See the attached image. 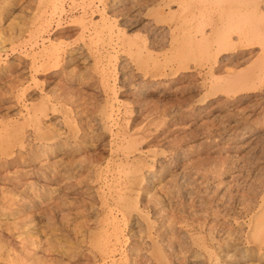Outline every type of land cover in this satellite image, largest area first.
<instances>
[{"label":"rangeland","instance_id":"rangeland-1","mask_svg":"<svg viewBox=\"0 0 264 264\" xmlns=\"http://www.w3.org/2000/svg\"><path fill=\"white\" fill-rule=\"evenodd\" d=\"M263 188L264 0H0V264H264Z\"/></svg>","mask_w":264,"mask_h":264},{"label":"bare ground","instance_id":"bare-ground-1","mask_svg":"<svg viewBox=\"0 0 264 264\" xmlns=\"http://www.w3.org/2000/svg\"><path fill=\"white\" fill-rule=\"evenodd\" d=\"M239 1H240V0H239ZM219 3H220V2H219ZM250 3H251V2H250ZM226 5H227V4H226ZM226 5H224V6H226ZM248 5H249V4H248ZM251 5H252V4H251ZM96 6H97V5H96ZM116 6H117L116 2L112 3V4L110 5V7H109V10H113ZM129 6H130V5H129ZM213 6H214V5H213ZM216 6H217V5H216ZM235 6H237V5L235 4ZM220 7H221V6H220ZM226 7H228V6H226ZM226 9H227V8H226ZM222 10H223V9L221 8V15H222ZM252 10H253V9H252ZM189 11H190V10H189ZM223 11H224V10H223ZM240 11H241V10H240ZM247 12H248V11H247ZM216 13H217V12H216ZM93 14H94V13H93ZM187 14H188V13H187ZM219 14H220V12H219ZM219 14H218V16L220 17ZM224 14H225V13H224ZM235 14H236V13H235ZM237 14H238V13H237ZM182 15H185V14H182ZM216 15H217V14H216ZM185 16H188V15H185ZM185 16H184V17H185ZM211 16H212V15H211ZM249 16H250V15H249ZM241 17H242V16H241ZM103 18H104V17H103ZM194 18H195V17H194ZM221 18H223V15H222ZM235 18H236V17H235ZM237 18H238V16H237ZM243 18H244V17H243ZM245 18H246V16H245ZM245 18H244L243 20H245ZM106 19H107V18H106ZM180 19H181V18H180ZM214 19H216V18H214ZM104 20H105V19H104ZM196 20H197V19H196ZM216 20H217V19H216ZM216 20H215V21H216ZM219 20H220V19H219ZM219 20H218V21H219ZM243 20H242V21H243ZM58 21H59V20H58ZM101 21H102V20H101ZM207 21H208V20H207ZM215 21H214V22H215ZM218 21H217V22H218ZM111 22H112V21H111ZM195 22H196V21H195ZM195 22H194V23H195ZM204 22H205V20H204ZM104 23H105V22H104ZM115 23H116V22H115ZM219 23H220V22H219ZM145 24H146V23H145ZM177 24H178V23H177ZM205 24H206V23H205ZM243 24H244V22H243ZM243 24H241V25H243ZM102 25H103V24H102ZM191 25L193 26V24H191ZM191 25H190V27H191ZM215 25H217V24H215ZM215 25H214V26H215ZM58 26H59V25H58ZM112 26H113V25H112ZM212 26H213V25H212ZM200 27H201V26H200ZM205 27H207V26H205ZM239 27H240V26H239ZM111 28H112V27H111ZM186 28H188V27H186ZM214 28H215V27H214ZM214 28H213V29H214ZM192 29H193V28H192ZM42 30H43V29H42ZM111 30H112V29H111ZM176 30H177V29H176ZM203 30H204V28H203ZM205 30H206V29H205ZM118 31H119V29H118ZM158 31H159V30H158ZM198 31H199V30H198ZM200 31H201V30H200ZM162 32H163V31H162ZM164 32H165V31H164ZM182 32H184V31L182 30ZM210 32L212 33V31H210ZM210 32L205 33V34H210ZM244 32H245V31H244ZM102 33H103V31H102ZM108 34H109V32H108ZM112 34H113V33H112ZM174 34H175V33H174ZM179 34H180V33H178L177 36H179ZM212 34H213V33H212ZM240 34H241V33H240ZM163 35L165 36L164 33H163ZM202 35H203V34H202ZM202 35H201V38H202ZM237 35H238V34H237ZM35 36H36V35H35ZM115 36H116V35H115ZM154 36H155V35H154ZM174 36H175V35H174ZM210 36H211V35H210ZM240 36H242V35H240ZM250 37H251V36H250ZM250 37H249L248 39H251ZM112 38H113V37H112ZM112 38H111V39H112ZM153 38H154V37H153ZM177 38H178V37H177ZM237 38H238V37H237ZM56 40H57V39H56ZM118 40H119V39H118ZM41 41H42V40H41ZM112 41H113V40H112ZM156 41H157V40H156ZM244 41H245V40H244ZM254 42H255V41H254ZM38 43H39V42H38ZM42 44H43V42H42ZM253 44H254V43H253ZM108 45H109V44H108ZM242 45H243V44H242ZM245 45H246V44H245ZM32 46H34V45H32ZM248 46H249V45H248ZM112 47H113V46H112ZM31 48H32V47H31ZM43 48H44V47H43ZM43 48H42V49H43ZM47 48H48V47H47ZM166 48H167V47H166ZM244 48H245V47H244ZM50 49H51V48H50ZM126 49H127V48H126ZM225 49H226V48H225ZM44 50H45V49H44ZM147 50H148V49H147ZM40 51H41V50H40ZM45 51H47V49H46ZM127 51H128V50H127ZM242 51H243V49H242ZM242 51H241V52H242ZM246 51H247V50H246ZM51 52H52V50L47 51L46 54L50 56ZM237 52H238V51H237ZM249 52H250V51H249ZM35 53H36V52H35ZM40 53H41V52H40ZM40 53H39V55H40ZM146 53H147V52H146ZM234 53H235V56H236V52H234ZM253 53H254V52H252V54H253ZM258 53H259V52H258ZM32 54H33V53H32ZM41 54H42V53H41ZM148 54H149V53H148ZM213 54H214V52H213ZM247 54H248V53H247ZM247 54H246V55H247ZM249 54H250V53H249ZM36 55L38 56V54H36ZM119 55H120V54H119ZM242 55H243V54H242ZM32 56H33V55H32ZM37 56H36V57H37ZM212 56H213V55H212ZM225 56H227V55H225ZM237 56H238V55H237ZM44 57H46V55H45ZM44 57H43V58H44ZM229 57H230V56H229ZM233 57H234V56H233ZM241 57H242V56H241ZM241 57H240V58H241ZM32 58H34V57H32ZM43 58H42V62H41L40 64H43V63H44V62H43V61H44ZM245 58H246V57H245ZM109 59H110V58H109ZM144 59H145V58H144ZM231 59H232V58H231ZM219 60H220V59H219ZM235 60H237V59H235ZM242 60H243V59H242ZM37 61H39V60H35V59H34L32 63H37ZM149 61H150V60H149ZM226 61H227V60H226ZM240 62H241V61H240ZM140 63H142V62H140ZM143 63L146 64V62H143ZM40 64H39V66H40ZM152 64H153V63H152ZM33 65H34V64H33ZM110 65H111V64H110ZM110 65H109V66H110ZM228 65H229V64H228ZM36 66H37V65L35 64V67H34V68H35V70L37 69V71H38V70H39V66H37V68H36ZM41 66H42V65H41ZM111 66H114V64L111 65ZM31 67H32V66H31ZM149 68H150V67H149ZM37 71H36V72H37ZM153 71H154V67H153ZM34 72H35V71H34ZM36 72H35V73H36ZM148 72H149V69H148ZM160 73H162V72H159V71L157 72V71H156V72L154 73V75L157 76V75L160 74ZM147 74H148V73H147ZM104 75H106V76L108 77L109 80H110V78H111V79L114 78V73H113V71H112L111 68H110L109 70H105V71H104ZM153 79H154V78H153ZM32 80H34V78H33ZM35 80H36V79H35ZM126 80H127V79H126ZM112 81H113V80H112ZM108 83H111V82L108 81ZM108 85H109V84H108ZM111 86H112V85H111ZM108 87H109V86H108ZM111 91H112L113 99L117 101V99H118V95H117V93L114 91V88H111ZM138 91H139V90H138ZM23 93H24V92H23ZM110 93H111V92H110ZM184 93H185V92H184ZM113 99H112V100H113ZM221 99H222V98H221ZM114 100H113L112 102H114ZM116 101H115V102H116ZM219 101H220V100H219ZM185 105H186V104H185ZM216 105H217V104H216ZM27 107H28V106H27ZM20 111H21V110H20ZM110 111H111V113L108 115V116L111 118L110 121H112L113 124L116 123V125H117V122H115V120H114V118H113V114H114V112H115V106H114V105H112ZM117 112H118V111H117ZM143 115H144V114H143ZM42 117H43V116H42ZM119 120H120V119H119ZM111 124H112V123H111ZM170 124H171V123H170ZM118 125H119V123H118ZM114 133H115V132H114ZM238 145H239V144H238ZM198 164H199V163H198ZM147 181H148V180H147ZM109 182H110V181H109ZM165 184H166V183H165ZM263 189H264V188H263ZM110 190H111V189H110ZM235 190H236V189H235ZM259 190H260V189H259ZM226 191H227V190H226ZM241 191H242V190H241ZM202 192H203V191H202ZM211 192H212V191H211ZM247 192H248V191H247ZM190 194H191V193H190ZM261 196H262V195H261ZM207 197H208V196H207ZM240 197H241V196H240ZM242 197H243V196H242ZM227 198H228V197H227ZM207 199H208V198H207ZM251 203H252V202H251ZM170 204H171V203H170ZM253 209H254V208H253ZM258 210H259V209H258ZM116 212H117V211H116ZM247 214H248V213H247ZM124 216H125V215H124ZM263 217H264V214H263ZM258 218H259V217H258ZM115 219H116V218H115ZM112 221H113V220H112ZM235 221H236V220H235ZM18 227H19V226H18ZM154 228H155V227H154ZM248 228H249V227H248ZM119 229H120V228H119ZM16 230H17V229H16ZM117 231H118V230H117ZM203 231H204V230H203ZM252 237H253V236H252ZM252 237H251V239H252ZM261 237H262V239H263V240L261 239V240H262L261 243H263V242H264V234H262ZM228 239H229V238H228ZM255 240H256V239H255ZM255 240H254V241H255ZM41 241H42V240H41ZM254 241H253V242H254ZM252 244H253V243H252ZM147 245H148V244H147ZM256 245H257V244H256ZM259 245H260V244H259ZM261 245H262V244H261ZM140 246H141V245H140ZM259 247H260V246H259ZM262 247H263V246H262ZM119 248H120V247H119ZM116 249H117V248H116ZM116 249H114V250H116ZM260 249H261V247H260ZM105 253H106V252H105ZM106 255H107V254H106ZM246 256H247V255H246ZM248 256H249V255H248ZM106 257H107V256H106ZM146 258H147V257H146ZM105 260H106V259H105ZM112 260H113V259H112ZM148 260H149V259H148ZM149 261H150V260H149Z\"/></svg>","mask_w":264,"mask_h":264}]
</instances>
